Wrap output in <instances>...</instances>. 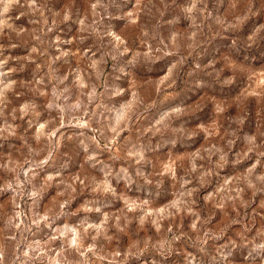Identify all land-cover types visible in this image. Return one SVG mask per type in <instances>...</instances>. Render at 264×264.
I'll return each mask as SVG.
<instances>
[{"label": "clouds", "instance_id": "1", "mask_svg": "<svg viewBox=\"0 0 264 264\" xmlns=\"http://www.w3.org/2000/svg\"><path fill=\"white\" fill-rule=\"evenodd\" d=\"M75 3L0 0V264H264V0Z\"/></svg>", "mask_w": 264, "mask_h": 264}, {"label": "rangeland", "instance_id": "2", "mask_svg": "<svg viewBox=\"0 0 264 264\" xmlns=\"http://www.w3.org/2000/svg\"><path fill=\"white\" fill-rule=\"evenodd\" d=\"M63 4H64V6H67L69 4V0H63ZM79 6H80V0H76V3L72 5L73 8H77ZM222 11H226V9H224ZM72 34L74 35L75 33L73 32ZM63 35L67 36L69 34L67 32H65V33H63ZM128 35H129V39L131 41H136L137 40L136 33L129 32ZM216 39H219V38H216ZM72 47H73V50L75 52H77V53H79L81 51V48H79V47H76V46H72ZM223 51H224V49L221 48V52H223ZM7 54L8 53H6V55ZM12 54H26V50L18 48ZM71 62L75 63V57L72 58ZM10 66L15 67L16 66L15 62H10ZM62 67L66 68L67 66L64 65ZM36 71H37L36 65L35 64H30L25 72L13 74V78L18 79V80L19 79L31 80L33 74ZM141 83H143V81H141ZM253 87H255V85H253ZM145 91H146V93L151 94L152 88L150 86H146L145 87ZM9 98L12 100L13 104H15V105H19L20 103L23 102V98H20V97H12L10 95ZM204 103L205 104H210L211 101H205ZM244 106L246 108L251 106L252 109H253L254 124H253L252 121H250L249 125H248L249 129H252L255 126H259L262 129H264V104H256L254 101H248V102H245ZM210 122L211 121H209V123ZM23 126L24 127L27 126L26 125V121L23 122ZM127 136H128V133H124L123 136H122V140L124 138H126ZM133 140H135V136L134 135H133ZM65 144L67 145V147L65 149H63V151H68L69 152V154L71 156V163H70L68 169L57 168L56 170L60 171L62 176L64 178H66V179L71 177L72 175H74L76 172H80V171L95 174V173H93V170L88 168L87 164H84L83 152L79 148L78 144L76 142H69V141H65ZM0 151H3L5 153H7L8 151H11V149L9 148L7 142H4V147H3V149H0ZM102 158L107 159V154H105ZM154 159L158 163L159 158H154ZM251 162L252 161L245 162V165L241 166L240 170H242L243 167L250 166ZM81 165H83V168H81ZM232 171H233L232 169L228 170L229 173H231ZM220 175H221V177H223L225 175V173L223 171H221ZM119 187L122 190L123 186L121 185ZM168 188H169V191H171V185L170 184L168 185ZM54 194H55V189H53L51 194L49 196H46L45 199L40 203V205H39V210L40 211H43L44 209H46V208H48L50 206H53L52 196H54ZM82 202H83V198H78L75 201V203L73 204V208H75L76 206H78ZM258 203H259V200H257L256 204L253 205L252 209H249V213H251L253 211V209L257 208ZM119 206H120L119 204H116V205H114L113 208L106 209V210L107 211H116ZM10 210H11V205H10L8 197L7 196H0V215L7 214V213L10 212ZM259 211L261 212V216H264V209H259ZM83 215H84L83 213L80 214L81 217H83ZM214 215L216 216V221L214 223H216L217 225L223 224L225 222V219L222 216H220L218 213H214ZM91 218L92 219H98L95 216V214H92ZM256 219H257V227L261 223H264V219H261V217H257ZM76 220H77V218L74 217V218H72V220H70L68 222L69 223H75ZM185 223H187V220L185 221ZM0 227H2V221H0ZM151 231L154 232V229H152ZM253 231H255V229ZM175 259L177 261V264H179L180 258L177 257Z\"/></svg>", "mask_w": 264, "mask_h": 264}]
</instances>
